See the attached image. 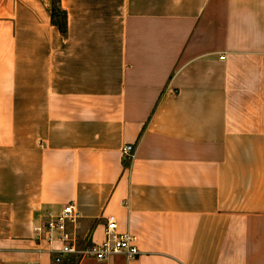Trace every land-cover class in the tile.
Returning <instances> with one entry per match:
<instances>
[{"label": "crops", "instance_id": "1", "mask_svg": "<svg viewBox=\"0 0 264 264\" xmlns=\"http://www.w3.org/2000/svg\"><path fill=\"white\" fill-rule=\"evenodd\" d=\"M59 5L0 0V264H264V0Z\"/></svg>", "mask_w": 264, "mask_h": 264}, {"label": "built area", "instance_id": "2", "mask_svg": "<svg viewBox=\"0 0 264 264\" xmlns=\"http://www.w3.org/2000/svg\"><path fill=\"white\" fill-rule=\"evenodd\" d=\"M223 57H219L222 59ZM130 146L122 148L123 154H129ZM76 214L71 205H64L56 214L47 213L44 216L43 230L47 234L56 233L54 239L59 242L60 248L57 250L55 262L59 261L61 255L71 254L77 257H90L95 260H103L113 254H120L125 259H133L138 255L133 238L128 234L116 232V223L112 216L104 218V240L99 245H89L83 248L76 247L75 237L67 230V226L73 225Z\"/></svg>", "mask_w": 264, "mask_h": 264}, {"label": "trees", "instance_id": "3", "mask_svg": "<svg viewBox=\"0 0 264 264\" xmlns=\"http://www.w3.org/2000/svg\"><path fill=\"white\" fill-rule=\"evenodd\" d=\"M49 21L58 32L63 35L65 33V13L60 8L59 0H50V6L48 7Z\"/></svg>", "mask_w": 264, "mask_h": 264}, {"label": "rangeland", "instance_id": "4", "mask_svg": "<svg viewBox=\"0 0 264 264\" xmlns=\"http://www.w3.org/2000/svg\"><path fill=\"white\" fill-rule=\"evenodd\" d=\"M45 3L47 4V7L50 6V0H45Z\"/></svg>", "mask_w": 264, "mask_h": 264}]
</instances>
